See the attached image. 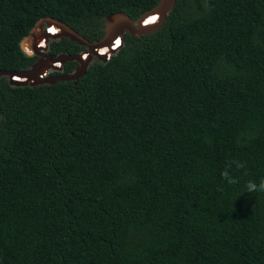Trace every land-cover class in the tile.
<instances>
[{
  "label": "trees",
  "instance_id": "1",
  "mask_svg": "<svg viewBox=\"0 0 264 264\" xmlns=\"http://www.w3.org/2000/svg\"><path fill=\"white\" fill-rule=\"evenodd\" d=\"M159 3L0 0V71L30 68L41 19L96 43ZM123 41L76 81L0 78V264H264V193H243L264 179V0H177Z\"/></svg>",
  "mask_w": 264,
  "mask_h": 264
},
{
  "label": "water",
  "instance_id": "2",
  "mask_svg": "<svg viewBox=\"0 0 264 264\" xmlns=\"http://www.w3.org/2000/svg\"><path fill=\"white\" fill-rule=\"evenodd\" d=\"M177 0H160V3L154 8L152 11H149L141 16L138 20L131 19L126 13H118L114 15H108L105 18V36L104 38L96 43H91L83 36L78 34L74 29L70 26L55 21L51 19H41L36 24V26L32 29L30 34L25 38V41H28L30 48H36V34L37 29H41L43 31L44 36L47 39H67L72 43H76L81 47H85L89 50L91 57L84 59L81 54H60L56 58H53L51 55H46V58H49L54 61H60L63 64H67L70 62L78 63V67L71 74H60L56 76H51L49 78L41 79L39 77V72L36 66H34L31 70L22 71V72H10V71H0V78H7L9 83L12 86L16 87H24V86H40V85H55L59 82H70L81 79L87 74L90 64L92 63L93 58H96L97 61L107 63V58L105 56H99L96 54L95 49L103 46H110L112 42L119 37L120 35L130 34L133 37H140L144 35H148L154 33L159 30L163 24L165 23L167 17L173 11ZM151 14H157L159 16V23L156 26L144 27L143 23L145 22L147 17ZM47 25L51 27L56 25L61 30L60 34L52 35L47 33L44 26ZM21 50L26 52L25 45L21 42ZM60 72V71H59ZM15 76H23L31 79H35V84H31L30 82H16L13 80Z\"/></svg>",
  "mask_w": 264,
  "mask_h": 264
},
{
  "label": "built area",
  "instance_id": "3",
  "mask_svg": "<svg viewBox=\"0 0 264 264\" xmlns=\"http://www.w3.org/2000/svg\"><path fill=\"white\" fill-rule=\"evenodd\" d=\"M44 28L47 31V33H50L52 35L61 33V30L56 25H53L51 27H48L47 25H45ZM123 37H124V35H120L119 37H117L112 42V44L110 46H103V47L95 49L96 54L99 56H105L107 58V61L109 62L110 59L112 58V56L115 55L122 48V45L124 43ZM51 40L52 39L49 40L44 36L43 31L41 29H37L36 40H35L36 41V48L35 49L30 48V45H29L28 41H25V38L21 41L25 45V50H26V52H23V53L27 57L34 59L33 64L30 66V68L28 70H31L34 66H36V68L38 69V72H39V77L41 79H45V78H49L51 76L63 74L64 66L69 64V63L63 64L60 61H54V60H51L49 58H46V55H51L53 58H56L58 56V55L53 56L50 53ZM20 45H21V43H20ZM102 48H108L111 53L108 54L109 52H107V53L101 54V53H103L100 51ZM81 55L84 59L91 57V54L87 48H86V51L83 52ZM94 60H97V59L93 58V61ZM13 80L16 82H30L31 84H35V82H36V80L34 78L29 80V78L23 77V76H15V77H13Z\"/></svg>",
  "mask_w": 264,
  "mask_h": 264
},
{
  "label": "clouds",
  "instance_id": "4",
  "mask_svg": "<svg viewBox=\"0 0 264 264\" xmlns=\"http://www.w3.org/2000/svg\"><path fill=\"white\" fill-rule=\"evenodd\" d=\"M238 166L243 167V164H239ZM223 175L225 176V178H228L227 172H225ZM229 183H235V181L229 179ZM243 193H248V194L264 193V179H262L259 183H256L255 181L252 180L248 181L247 184L245 185V191Z\"/></svg>",
  "mask_w": 264,
  "mask_h": 264
},
{
  "label": "bare ground",
  "instance_id": "5",
  "mask_svg": "<svg viewBox=\"0 0 264 264\" xmlns=\"http://www.w3.org/2000/svg\"><path fill=\"white\" fill-rule=\"evenodd\" d=\"M150 17H156L157 18V23L154 25V26H156L159 23V16L157 14H151L147 18L149 19ZM148 19H146V21L144 23V27H149V26H146V22ZM105 50H108V48H102L100 51H105Z\"/></svg>",
  "mask_w": 264,
  "mask_h": 264
},
{
  "label": "rangeland",
  "instance_id": "6",
  "mask_svg": "<svg viewBox=\"0 0 264 264\" xmlns=\"http://www.w3.org/2000/svg\"><path fill=\"white\" fill-rule=\"evenodd\" d=\"M102 47V46H101ZM98 48H100V47H98ZM97 49V48H96ZM27 71V70H26Z\"/></svg>",
  "mask_w": 264,
  "mask_h": 264
}]
</instances>
